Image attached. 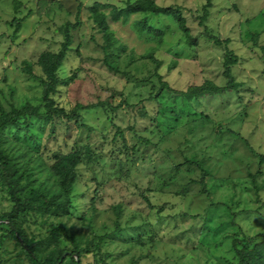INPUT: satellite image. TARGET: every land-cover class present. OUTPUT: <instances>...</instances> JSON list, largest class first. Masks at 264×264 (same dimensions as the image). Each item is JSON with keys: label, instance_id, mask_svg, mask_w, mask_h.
<instances>
[{"label": "rangeland", "instance_id": "rangeland-1", "mask_svg": "<svg viewBox=\"0 0 264 264\" xmlns=\"http://www.w3.org/2000/svg\"><path fill=\"white\" fill-rule=\"evenodd\" d=\"M125 1L0 0V117L25 104L44 113L38 57L59 53L76 23L51 98L77 118L23 116L0 144L22 194L61 199L68 214L15 222L35 242L54 235L79 250V264H237L233 239L264 242V0H153L178 7L182 25L161 14L113 21ZM226 49L240 88L193 98L164 88L226 87ZM70 153L76 182L59 195L51 166ZM2 170L0 215L13 206ZM7 223L0 264H31Z\"/></svg>", "mask_w": 264, "mask_h": 264}, {"label": "trees", "instance_id": "trees-1", "mask_svg": "<svg viewBox=\"0 0 264 264\" xmlns=\"http://www.w3.org/2000/svg\"><path fill=\"white\" fill-rule=\"evenodd\" d=\"M138 13L143 14H154V15H166L172 16L177 19V21L182 25L183 19L180 14V9L175 6L162 7L157 5L153 0H137L131 2L126 0L123 7L116 9L112 7L111 16L113 21H118L120 18L125 19L128 16L135 15ZM103 18L95 19L96 24L103 25ZM76 27L75 24H69L65 29V41L62 44V48L57 54L42 53L37 60L38 65L42 68L43 73L48 79L45 93H44V113L39 114L37 107H34L29 104H25L22 108L18 110H13L7 115L0 117V144L1 140V130L6 125H10L14 120L20 119L23 116H30L29 118H44L49 119L52 117L63 118L68 120H73L77 118L76 112L68 113L62 108L54 106V102L51 98V95L54 94L58 80L56 78V71L60 66V61L64 58L65 52L68 49L70 43L69 29L73 30ZM18 28V27H17ZM142 30H150L148 25L144 23L141 27ZM17 30V29H16ZM186 30V29H184ZM209 39L215 44H228V40L220 42L219 39L215 37H209ZM253 44L257 45V35L252 34ZM195 40L189 43V45H195ZM226 46V45H225ZM260 50L264 52V47H260ZM237 63V57L233 54L231 50L226 49L224 58H223V76L228 79L227 85L224 88L221 87H211L208 86H198L194 88H189L186 91H173L169 88L167 83L163 82L164 88L173 92L174 94L190 96L192 97H203L207 95V90L213 91L214 93L231 91L240 88L241 83H234L231 79V67ZM27 73L30 71L27 70ZM262 163V160L260 161ZM80 164V157L76 153H70L60 157L55 163L51 166V174L56 181L58 187L59 195H62L64 192L67 194L70 192L69 189L76 182V169ZM0 165L3 169V175L5 176L6 184L9 189L10 199L13 203L12 209L10 212L0 215V222L4 224L7 221V226L9 227V233L11 236L19 241V245L22 250L26 253V256L29 259L31 264H62L68 257H70L72 264H76L80 257V251L75 250L73 252L67 253L65 249H62L57 244L56 236L52 235L42 241H34L32 238H28L25 231L22 227L15 222V220H20L22 216L29 214L31 212H40V211H51L52 213L58 214L62 212L63 214H68L65 210L66 205L61 202H57L56 199H47L46 194L42 195L41 193H33L34 195L22 194V191L19 190L18 182L15 180V171L12 170V167L8 161L7 155L4 153L0 146ZM259 173V172H258ZM257 173V174H258ZM48 197V196H47ZM53 197V196H52ZM53 206V209L50 207ZM58 212V213H57ZM73 238L69 237V240ZM51 247V249H49ZM232 250L234 253L235 259L238 261L237 264H264V242L260 245H255L252 250H247L245 248H239L238 242L233 239L232 241ZM75 258V259H74ZM79 263V262H78Z\"/></svg>", "mask_w": 264, "mask_h": 264}, {"label": "water", "instance_id": "water-1", "mask_svg": "<svg viewBox=\"0 0 264 264\" xmlns=\"http://www.w3.org/2000/svg\"><path fill=\"white\" fill-rule=\"evenodd\" d=\"M76 264H79L78 262Z\"/></svg>", "mask_w": 264, "mask_h": 264}]
</instances>
